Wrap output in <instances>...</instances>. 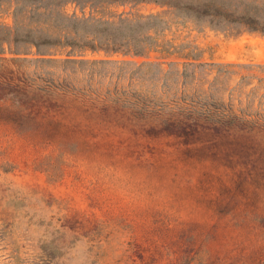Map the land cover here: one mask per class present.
I'll list each match as a JSON object with an SVG mask.
<instances>
[{"label": "rangeland", "instance_id": "rangeland-1", "mask_svg": "<svg viewBox=\"0 0 264 264\" xmlns=\"http://www.w3.org/2000/svg\"><path fill=\"white\" fill-rule=\"evenodd\" d=\"M0 264H264V34L0 0Z\"/></svg>", "mask_w": 264, "mask_h": 264}, {"label": "trees", "instance_id": "trees-1", "mask_svg": "<svg viewBox=\"0 0 264 264\" xmlns=\"http://www.w3.org/2000/svg\"><path fill=\"white\" fill-rule=\"evenodd\" d=\"M144 1V0H134ZM175 7L195 18L205 19L214 25H240L251 31L264 34V0H154ZM25 42L36 46L34 37H27ZM219 125L225 121L218 120ZM186 123L177 122L175 127L186 129ZM247 123H244L246 126Z\"/></svg>", "mask_w": 264, "mask_h": 264}]
</instances>
